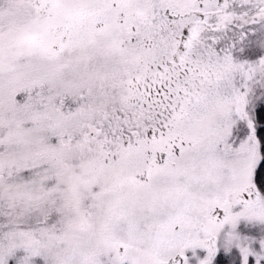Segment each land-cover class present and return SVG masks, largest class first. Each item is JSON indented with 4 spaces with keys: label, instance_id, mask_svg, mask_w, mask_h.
I'll use <instances>...</instances> for the list:
<instances>
[{
    "label": "rangeland",
    "instance_id": "rangeland-1",
    "mask_svg": "<svg viewBox=\"0 0 264 264\" xmlns=\"http://www.w3.org/2000/svg\"><path fill=\"white\" fill-rule=\"evenodd\" d=\"M183 35L206 89L135 134ZM263 118L264 0H0V264H264Z\"/></svg>",
    "mask_w": 264,
    "mask_h": 264
},
{
    "label": "flooded vegetation",
    "instance_id": "flooded-vegetation-1",
    "mask_svg": "<svg viewBox=\"0 0 264 264\" xmlns=\"http://www.w3.org/2000/svg\"><path fill=\"white\" fill-rule=\"evenodd\" d=\"M212 13L213 12L209 9H200V14H198V16L202 21H204L207 20L212 15ZM214 13H216V11ZM193 22L196 23L195 21ZM203 23L206 24L205 22ZM186 32H188L187 28L185 29V34ZM189 42L190 38L186 35H183L182 39L176 43H166V45H170V49L173 48V50L164 52L168 53L169 57H171V55L173 57L167 59L165 58L167 54L161 55L165 60H163L162 63H158L156 65L153 73L154 77L150 79V82H152L154 79L151 92H149L146 98H139L138 101H136V106L140 107V109H138L139 113L136 116L135 114L132 117L129 116L128 120H133L140 126V131L137 130L135 134H138L139 132L141 134L142 130L144 133L149 134L154 132V134L157 135V132L160 129L163 130V128L158 124L171 121L172 112L175 109L181 107L183 105V101H185V103H190L191 99L193 98L192 93H199L206 89L200 88L201 79L197 78L195 73H191L193 72L192 67L195 65V63L194 60H190L192 57V52L190 51L191 49ZM223 56L226 57L225 54ZM206 59V61L202 62L203 69H200L198 76L203 79H205V76H208L210 79H212L216 73L220 72V62L218 61L222 60V55L220 53L214 52L212 57ZM181 74L184 75V77H182ZM176 75L177 78H174ZM180 76V79L182 80L178 79ZM186 76H188L189 79H186ZM194 77L195 79L193 80ZM212 83H214V81L209 85H212ZM141 125L145 127L141 128ZM152 126H154V128ZM123 135V138L126 141L127 134L124 133ZM136 136L135 142H138V135ZM140 141H142V139Z\"/></svg>",
    "mask_w": 264,
    "mask_h": 264
},
{
    "label": "trees",
    "instance_id": "trees-1",
    "mask_svg": "<svg viewBox=\"0 0 264 264\" xmlns=\"http://www.w3.org/2000/svg\"><path fill=\"white\" fill-rule=\"evenodd\" d=\"M263 119L260 120L261 123H259V124H260V127H263L264 128V123L262 122ZM259 131H260V129H259ZM262 141L264 142V136L263 135H262ZM255 172H256V178H258V179H264V158L262 160L261 165L256 169Z\"/></svg>",
    "mask_w": 264,
    "mask_h": 264
}]
</instances>
